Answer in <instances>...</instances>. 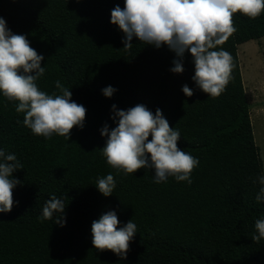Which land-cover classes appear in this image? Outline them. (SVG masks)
Here are the masks:
<instances>
[{
	"label": "trees",
	"instance_id": "16d2710c",
	"mask_svg": "<svg viewBox=\"0 0 264 264\" xmlns=\"http://www.w3.org/2000/svg\"><path fill=\"white\" fill-rule=\"evenodd\" d=\"M117 4L124 8V0H0L7 28L45 57L39 89L59 94V80L87 110L83 129L74 127L68 140L45 138L25 127L18 102L0 93V149L23 165L13 173L22 182L13 189L19 203L0 213V264H264V239L252 240L255 220L264 218V201L255 200L261 186L253 181L264 171L237 57L238 45L264 37V13L233 15L237 31L219 46L232 56L231 79L211 97L192 80L189 52L184 72L175 74L176 56L166 45L157 49L133 37L132 48L123 49L124 33L110 22ZM107 86L117 90L110 98L102 94ZM113 104L162 111L180 132L177 147L199 160L191 184L174 177L157 184L153 169L125 175L107 164L100 129L116 127ZM109 173L116 187L105 197L95 185ZM52 195L64 198L63 227L55 214L42 218ZM108 211L116 212L118 227L129 220L137 226L123 258L92 244V222Z\"/></svg>",
	"mask_w": 264,
	"mask_h": 264
},
{
	"label": "clouds",
	"instance_id": "9594fccd",
	"mask_svg": "<svg viewBox=\"0 0 264 264\" xmlns=\"http://www.w3.org/2000/svg\"><path fill=\"white\" fill-rule=\"evenodd\" d=\"M235 13L256 19L264 13V0H124L123 9L117 4L111 10L110 22L124 33L126 51L132 48L133 37L157 49L166 45L176 56L170 69L175 74L184 72L183 58L189 52L195 67L192 80L208 96L218 97L231 79L232 56L219 46L237 31ZM44 59L25 35L12 33L0 18V93L9 101L18 102L15 110L24 114L23 124L33 134L45 138L57 134L68 140L74 127L83 129L87 110L72 100V92L59 80L55 82L59 94L39 89L36 81L45 73V67H41ZM115 91L107 86L102 94L110 98ZM182 91L188 97L193 95L187 84ZM111 112L116 127L110 129L105 123L100 129L101 136L106 137L101 152L109 166L125 175L153 169V182L157 184L166 182L168 177L192 183L191 173L199 160L177 147L180 132L170 127L159 108L153 114L143 104L127 110H119L113 104ZM21 168L15 154L0 149V213L11 212L14 203H19L14 202L13 189L22 182L13 173ZM253 182L261 186L256 202L264 201V174ZM95 186L103 196H111L116 187L113 174L98 178ZM65 207L64 198L52 195L43 206L42 218L53 220L55 214L54 223L63 227ZM119 225L115 211L94 220V248L125 257L137 226L132 220L123 227ZM254 226L256 234L252 240L259 242L264 239V218L256 219Z\"/></svg>",
	"mask_w": 264,
	"mask_h": 264
},
{
	"label": "rangeland",
	"instance_id": "374dc122",
	"mask_svg": "<svg viewBox=\"0 0 264 264\" xmlns=\"http://www.w3.org/2000/svg\"><path fill=\"white\" fill-rule=\"evenodd\" d=\"M244 91L250 95L249 117L264 171V37L237 46Z\"/></svg>",
	"mask_w": 264,
	"mask_h": 264
}]
</instances>
